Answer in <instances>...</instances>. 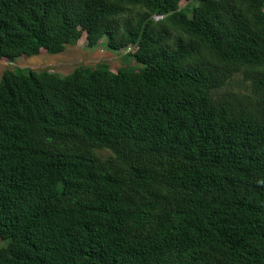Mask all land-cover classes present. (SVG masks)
I'll list each match as a JSON object with an SVG mask.
<instances>
[{"label": "trees", "instance_id": "obj_1", "mask_svg": "<svg viewBox=\"0 0 264 264\" xmlns=\"http://www.w3.org/2000/svg\"><path fill=\"white\" fill-rule=\"evenodd\" d=\"M105 35L0 80V264H264V0H0L9 61Z\"/></svg>", "mask_w": 264, "mask_h": 264}, {"label": "rangeland", "instance_id": "obj_2", "mask_svg": "<svg viewBox=\"0 0 264 264\" xmlns=\"http://www.w3.org/2000/svg\"><path fill=\"white\" fill-rule=\"evenodd\" d=\"M187 2L182 1V6ZM155 16V19H160ZM86 39H81L76 45L70 44L62 53L49 54L42 51L39 55L32 57L20 56L13 61L0 57V80L7 70L18 68H32L36 70H49L63 76L74 72L78 67L91 66L106 63L112 70L117 71L124 64L122 55L128 50L123 49L116 52L109 48L108 36L101 38L95 46H89Z\"/></svg>", "mask_w": 264, "mask_h": 264}, {"label": "bare ground", "instance_id": "obj_3", "mask_svg": "<svg viewBox=\"0 0 264 264\" xmlns=\"http://www.w3.org/2000/svg\"><path fill=\"white\" fill-rule=\"evenodd\" d=\"M179 16V15H178ZM187 23V22H186ZM181 24V23H180ZM196 28V27H195ZM186 75V74H185ZM235 81V80H234ZM190 84V83H189ZM254 84V83H253ZM229 89V88H228ZM182 90V89H181ZM193 91V90H192ZM224 91V90H223ZM232 93V92H231ZM147 96V95H146ZM237 96V95H236ZM191 105V104H190ZM181 108V107H180ZM179 114V113H178ZM146 130V129H144ZM142 132V131H141ZM142 134V133H141ZM143 136V135H142ZM100 142V141H99ZM211 164V163H210ZM220 164V163H219ZM207 165V164H206Z\"/></svg>", "mask_w": 264, "mask_h": 264}]
</instances>
